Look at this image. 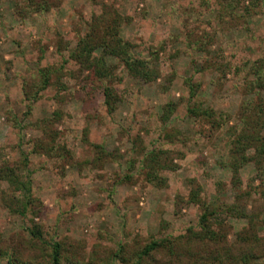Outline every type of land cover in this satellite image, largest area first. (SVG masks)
Masks as SVG:
<instances>
[{"label":"rangeland","instance_id":"374dc122","mask_svg":"<svg viewBox=\"0 0 264 264\" xmlns=\"http://www.w3.org/2000/svg\"><path fill=\"white\" fill-rule=\"evenodd\" d=\"M41 1L0 0V168L17 178L0 175V264H52L55 241L61 264H134L153 238L198 228L202 208L190 199L195 184L200 199L248 214L222 212L230 243L253 221L264 234L256 164H245L240 179L229 166L241 112L251 115L254 104H264V88L249 84L257 77L254 62L264 57V0H242L225 17L226 3L238 0H45L37 8ZM104 9L122 15V36L160 73L146 82L109 59L119 77L112 112L101 82L89 84L90 72L69 59L88 21ZM42 69L51 72L50 84L33 100ZM188 78L197 85L192 101ZM195 100L224 114L221 126L191 116ZM246 103L253 110L244 111ZM260 123L264 135V115ZM93 144L112 155L96 159ZM154 150L163 186L149 182L142 165ZM126 173L131 177L118 182ZM28 175L38 214L24 217L18 181ZM33 221L47 244L31 236ZM146 262L188 260L160 249ZM256 263L264 264V254Z\"/></svg>","mask_w":264,"mask_h":264},{"label":"trees","instance_id":"16d2710c","mask_svg":"<svg viewBox=\"0 0 264 264\" xmlns=\"http://www.w3.org/2000/svg\"><path fill=\"white\" fill-rule=\"evenodd\" d=\"M34 3V0H28ZM240 1L226 3L225 11L220 12L222 17L228 16V10L236 9ZM253 2V0H250ZM48 5V4H47ZM45 8L46 1H41L38 7ZM247 8V7H246ZM247 12L251 13L250 8ZM239 16V15H238ZM124 18L118 12L104 9L100 14H93L91 20L86 24V31L79 35L77 46L71 49L69 59L75 62L83 69H87L90 73L87 76L89 84L93 85L101 82L103 88L104 101L108 111L112 112L116 108L117 92L113 87V81L119 79L117 75V65L109 62V59H115L118 64H121L126 72L134 77H140L146 82L153 81L160 76L159 70L152 65V60L140 58L134 53V43L126 39L121 34L122 20ZM199 47L205 49L206 43L198 41ZM100 49V53L97 50ZM253 73L257 77L248 80L249 84L255 89L258 87L264 88V57L256 59L253 64ZM41 74L43 79L39 83L38 91L34 94V99H37L38 93L47 88L51 80V72L48 69H42ZM186 81L190 83L189 93L190 101L194 100L197 94V86L192 83V79ZM258 90V89H256ZM261 98V97H260ZM250 103H246V105ZM245 107L244 111L253 110L255 113L247 114L241 112V119L244 122L240 128L234 131L233 139L230 143V161L229 166L232 168L233 175L240 179V169L248 162L253 161L258 170L257 177L261 179L264 185V135H262L261 118L264 115V104H254L253 109ZM257 106V107H255ZM169 112H173V108H168ZM257 112V114H256ZM188 113L203 121L209 122L211 127H219L222 124L224 114H218L213 107L205 106L201 102H192L188 106ZM254 114L259 118L252 117ZM97 153L95 157L98 160H103L105 156H111L112 153L107 152L103 145L93 144ZM255 148L253 155H248L247 150ZM161 160L159 153L154 150L147 154L143 159L142 165L148 169L147 180L158 186L164 185V179L159 176V168H161ZM25 162L28 163V157L25 156ZM8 176L15 182L16 176L14 171L8 167L0 168V175ZM29 173V171H28ZM30 174V173H29ZM27 176V181H18V187L22 186L25 194V201L21 203L19 213L26 216L29 211L34 214L35 199L31 188V179ZM131 177L126 173L124 177L118 179V182L127 180ZM17 179V178H16ZM199 184L190 192L192 202L199 203L202 208V213L198 219V228L193 226L188 228V232L178 236H165L162 238H153L145 247L137 254L134 264H147L146 259L154 252L160 249H167L170 256L181 260L182 257H187V264H257L256 257L264 254V234H261L257 229L254 221L251 219L248 226L237 231L238 238L235 244L228 240L226 219L222 217V212L226 216L228 214H236L238 217H246L247 213L234 209L230 205H222V203L206 202L199 197ZM260 216V215H258ZM33 227L29 228L32 237L41 240L43 243H48L44 240L43 231L38 223L33 221ZM216 226L215 227V225ZM222 244L224 246H222ZM234 245L237 249L236 253H232L231 248ZM52 264H61L62 245L55 241L52 243ZM122 247H120L121 249ZM122 250V249H121ZM120 250V251H121ZM259 252V255L255 253ZM9 264L14 262L9 261Z\"/></svg>","mask_w":264,"mask_h":264}]
</instances>
